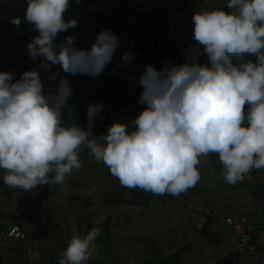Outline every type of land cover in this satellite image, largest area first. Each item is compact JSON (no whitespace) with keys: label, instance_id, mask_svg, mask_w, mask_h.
<instances>
[{"label":"clouds","instance_id":"clouds-1","mask_svg":"<svg viewBox=\"0 0 264 264\" xmlns=\"http://www.w3.org/2000/svg\"><path fill=\"white\" fill-rule=\"evenodd\" d=\"M70 0H27L24 19L38 35L27 43L31 59L58 84L44 92L38 70L13 80L0 71V170L9 188L33 190L62 185L82 168L81 149L103 162L120 184L153 195L179 197L201 179V157L217 154L221 175L232 186L252 169L264 168V0H227L222 9H202L192 16L194 40L210 66L167 62L146 65L138 83L142 112L129 125L113 122L96 136L92 126L102 105H88V127L64 125V109L73 95L69 81L52 73L99 77L112 63L119 38L108 29L90 49L75 47L76 36L57 43L60 33L78 21L64 19ZM11 23L17 27L20 17ZM256 58L255 62L246 57ZM124 53L123 62H131ZM100 141H103L101 143ZM51 174V175H50ZM102 229L73 233L59 264H86Z\"/></svg>","mask_w":264,"mask_h":264},{"label":"rangeland","instance_id":"rangeland-1","mask_svg":"<svg viewBox=\"0 0 264 264\" xmlns=\"http://www.w3.org/2000/svg\"><path fill=\"white\" fill-rule=\"evenodd\" d=\"M79 1L83 3L70 6L64 13V18L72 15L77 17L78 34H81L88 19L108 10L111 5L105 0ZM166 2L171 4L173 0H166ZM223 4V0H189L188 9L199 12L202 9L214 10L219 8L229 12V10L222 7ZM26 8L27 2L21 4L9 0H0V71L11 72L14 81L20 79L24 71L29 70L31 57L26 46L32 37L38 35L33 30V26L24 19ZM14 17H20L21 24L19 27L11 23ZM188 24L193 33L192 20ZM175 32L177 30H172L171 34ZM84 39L87 40V36ZM56 40L57 43L63 42L62 33L58 34ZM179 50L184 53V60L188 63L198 62L201 65L210 66V62L200 45L196 47L195 44L182 41L179 44ZM125 66H129L130 69L127 86L135 94L138 109L142 112L145 105L140 104L139 100L143 89L138 83L139 76L142 73L137 71L131 64L126 63ZM51 72L59 73L61 77L66 78L71 88L79 81L76 76L66 77L60 67L51 70ZM50 74L46 71L42 72L41 78L55 92L58 79L56 81L50 80ZM94 88L98 95L95 104L93 103V105H96L99 104L101 98L98 86L95 83ZM116 101L117 104L122 106L127 98L121 97ZM116 118L117 112L114 111L102 117V122L109 127L117 121ZM210 162V166L207 165L201 168L203 175L194 186L195 192L191 189L194 192L193 197H197L199 205L209 211L210 218L214 217V221L215 219L231 217L243 221L253 230L264 229V199L252 200L239 183L235 186L229 185L221 175L222 165L219 162L218 155H215ZM3 175V171L0 170V189H5L8 193H0V226L11 223L20 225L31 239L39 243L37 250L42 264H59L61 255L66 250L74 231L78 232L81 237L85 236V224L97 225L94 222L97 221L99 214L105 217L117 208L114 205L101 204L104 191L120 188L131 190V188L122 186L119 180L110 174V170L103 162H97L95 159L83 173H72L66 176L64 184L47 185L49 195L46 199L37 198L35 189L29 191L9 188L3 182ZM241 182L252 185L264 184V172L260 169H252ZM84 200H86V203ZM44 207H47L50 211L53 227H48L43 220L42 211ZM176 214L170 211L163 212L158 210V207H153L149 211L143 210L142 215L139 216L142 225V227H139V231L129 228L133 233V236H131L133 242L139 239L144 245L152 247V251L148 256L143 252L146 255L143 257L146 263H156L159 260L166 259L170 253L185 243H191L192 238L197 236V231L185 224L184 217L179 221L175 219ZM158 219L166 222L167 225L161 224ZM181 224L186 226L184 233L179 230ZM220 226L218 229L228 231L231 236L232 232L229 228L221 224ZM139 246L137 245V247ZM101 252V248H95V255H92L90 250V258L86 261V264H107L108 258L103 256L104 254ZM129 257L130 255L124 256L118 264H142L141 256L130 258L131 261L128 263ZM209 258L210 256L207 254L205 259ZM173 261V259H169L166 263ZM171 264L184 263L174 262Z\"/></svg>","mask_w":264,"mask_h":264},{"label":"trees","instance_id":"trees-1","mask_svg":"<svg viewBox=\"0 0 264 264\" xmlns=\"http://www.w3.org/2000/svg\"><path fill=\"white\" fill-rule=\"evenodd\" d=\"M9 1L19 2L21 4H25L27 2V0ZM105 1L109 3L111 7L108 10L88 19L81 34H78L79 29L77 27L70 28L68 31L62 33L63 41L67 36H76L78 38L76 39L75 47L90 49L98 33L102 30L108 29L114 31L117 26H121L124 29V23L127 19H132L133 23L137 26L136 32L131 33L130 35L132 38L130 40H124V53L127 52L134 54V58L131 62L115 63L112 61V63L106 67L105 71L99 77L84 74L72 75L65 73L66 77L76 76L79 79L77 84L72 88L73 95L69 97L68 100L76 98L79 103L93 101L95 104L98 95L95 91L96 89L94 88V83L98 86V92L101 98L98 103L103 107L101 113L96 117V123L99 127V132L96 136L105 134L108 128V126L104 125L102 122V117L116 111L117 121L128 124L129 130H131L132 120L140 114L135 94H133L127 86L130 69L129 66H125L126 63L128 65L131 64V66L135 67V69L141 73H143L146 65H152L157 70L162 69L167 62L174 65H180L186 62L184 60V53L179 50L180 42L183 41L193 45L197 43L194 40L192 30L188 24L189 21L192 20L193 14L196 13V11L188 9L189 0H173L171 4L166 2V0ZM82 3L83 2L79 0H70L69 7L73 4ZM224 8L227 9V7ZM64 19L65 21L71 19L77 20V17L72 15ZM172 30H177V32L171 34ZM85 36H87V40L84 39ZM121 42H123V40H121ZM42 60V57L37 58V60L30 59L29 70H38L41 76V73L45 72L44 69L39 67ZM58 67L60 66L53 65L51 70ZM42 81L44 83L45 93L54 92L52 88L47 86L45 80L42 79ZM121 97L127 98V101L122 106L117 104L116 101ZM213 157L214 155L212 154L208 155L210 160H212ZM238 183L245 189V192L250 195L252 200L264 199V184L252 185L244 182ZM0 193L5 194L8 193V191L0 189ZM35 195L39 199H46L49 195L47 185L37 186L35 188ZM84 201L86 203V200ZM101 204L114 205L118 207L129 206V201L123 196L122 189L106 190L102 194ZM42 214L46 225L48 227H53L52 216L47 207L43 208ZM109 222V217H106L97 225L85 224L86 234L93 228L102 229L101 233L97 236L94 242V246L96 248H102L104 253L110 250L111 235ZM206 226L200 232H204ZM210 237L212 238L211 235ZM145 246L146 247L143 252L148 256V254L152 251V247H149L148 245ZM185 247H187L186 244L178 250L170 253L166 259L159 260L156 263L146 264H167L166 261L169 259L174 260L171 263H180L182 262L181 252ZM105 257L108 258L106 255ZM234 258L235 255L230 252L221 257L220 262L223 264H231ZM110 262L111 259L108 258V264H110Z\"/></svg>","mask_w":264,"mask_h":264},{"label":"built area","instance_id":"built-area-1","mask_svg":"<svg viewBox=\"0 0 264 264\" xmlns=\"http://www.w3.org/2000/svg\"><path fill=\"white\" fill-rule=\"evenodd\" d=\"M223 3L224 7H226L227 0H223ZM124 26V29L121 26H117L116 30L112 31L120 41L112 60L115 63L123 62L121 57L124 54V40H130L132 38V36H130L131 33H135L137 30V26L133 23L132 19H127ZM121 40H123V42H121ZM246 59H251L253 62L256 60L254 56L246 57ZM88 105H93V101L79 103L76 98L67 100L66 107L63 110L65 118L64 125H79L87 128L88 120L86 110ZM92 132L94 135L99 132L97 123L92 126ZM101 143H103V141H101ZM80 156L83 166L80 170L74 171V174H81L91 165L94 159V157L89 154L87 148L81 149ZM260 170L264 172V168ZM176 198H180L177 203L179 210L186 212V224L193 227L197 232L202 231L203 228L209 224V211L203 206L192 207L190 205L193 198V193L190 189ZM176 219L182 220V213H178ZM220 222L223 226L231 230L235 238V246L232 250L235 258L231 264H264V229L253 230L243 221L231 217L220 219ZM210 235L212 238H216L218 233L214 231ZM38 244V242L31 239L27 232L16 223L0 226V264H42L40 256L38 255ZM94 249L95 246L90 249L92 255H95ZM208 264L223 263L220 262L219 259Z\"/></svg>","mask_w":264,"mask_h":264},{"label":"crops","instance_id":"crops-1","mask_svg":"<svg viewBox=\"0 0 264 264\" xmlns=\"http://www.w3.org/2000/svg\"><path fill=\"white\" fill-rule=\"evenodd\" d=\"M222 7L224 8V4ZM195 46L198 47V43H196ZM194 63L198 62H193L192 64ZM212 155H214L215 157V155L217 154ZM200 159L201 164L198 166V170L200 171L202 176L203 173L201 171V168L207 165L210 166V161L212 160H210L208 156L201 157ZM191 189H193L195 192L194 187L190 188V191ZM122 190L123 196L129 201V206H117L114 211H112L105 217L100 216L99 214L97 221L94 222V224H99L103 220V218L109 217L110 219V250L104 253L103 249L101 248V253L105 254L108 258L111 259L110 264H118L120 259L127 255H130L127 260L128 263H130L131 261L130 258L141 256L142 264H146V261L143 259V257L146 256L143 253V250L146 246L141 243L139 239H136L135 242L131 240V236H133L131 230L139 231V227H142L139 216L142 215L143 210L149 211L153 207H158V210H161L163 212L170 211L173 214L182 213L184 218L186 212L180 211L178 208L177 203L179 201L177 202V200H180V198L173 197L172 195H153L150 192H144L139 190L138 188L131 189L129 191L127 189ZM194 192H192L193 196ZM190 205L192 207L200 206L197 201V197L192 198ZM177 214L175 215V219ZM220 219H215L214 221V217H211L209 224L205 228V231L200 233L197 232V236L192 238L191 243H185L187 247H185L181 252L182 262L184 264H208L212 261L219 260L227 253L232 252L235 246V238L231 232L230 236L228 231L218 229L219 227H221L220 224L222 225ZM158 221L161 224L167 225L166 222H162V220L160 219H158ZM129 228H131V230ZM185 229L186 226L184 224H181L179 228L180 232L184 233ZM214 231L218 233V236L216 238H211L210 234ZM137 245L140 246L137 247ZM207 254H209L210 256L209 259H205Z\"/></svg>","mask_w":264,"mask_h":264}]
</instances>
